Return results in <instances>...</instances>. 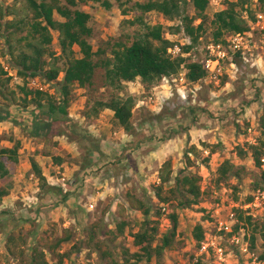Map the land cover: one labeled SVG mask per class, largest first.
Wrapping results in <instances>:
<instances>
[{"label":"rangeland","instance_id":"obj_1","mask_svg":"<svg viewBox=\"0 0 264 264\" xmlns=\"http://www.w3.org/2000/svg\"><path fill=\"white\" fill-rule=\"evenodd\" d=\"M1 1L5 7L23 4V0ZM224 1L226 8L230 2L237 0ZM112 2L114 6L111 9L100 3L83 8L92 13V43L95 50L101 46L108 47L109 42L114 44L118 40L127 41L128 37L133 40L145 30L144 25L137 21L142 15L140 11L125 16L116 0ZM189 11L191 15H195L192 5ZM216 13L213 7L207 10L210 19ZM56 17L65 20L58 14ZM12 18L7 17L5 21ZM143 18L149 25H163L166 37L175 44L185 43L184 31L174 33L172 30L181 23L180 20L170 21L156 12L146 14ZM130 21H135V24L132 25ZM213 36V30L210 28L203 37L202 47L213 39ZM54 37L51 48L55 55L59 56L61 46L57 32ZM77 50L79 51V48ZM203 53L201 48L194 49L192 56L187 58L189 61L201 59ZM48 60L54 62L52 58ZM256 62L241 64L238 74L232 78L228 76L225 83L223 80L216 83L208 79L189 83L184 87L185 96L178 91L182 88L180 83L165 84L162 80L157 85L150 86L141 78L127 82L125 94L136 99L133 135L114 124V113L110 109H105L99 118L90 119L85 116L88 104L93 102L95 97L109 100L114 93L112 89L103 86L101 74L94 91L88 92L77 87L74 102L69 108L70 117L79 130L102 142V151L93 155L92 163L85 160V145L78 142L80 136L78 138L77 132L68 129L63 123L55 124L52 130L42 137L30 135L35 108L31 106L28 110L23 109L20 104L22 93L18 86L23 85L24 81L21 78H12L10 87L17 92L20 102L14 103L0 98V109L4 110L10 105L12 112L9 121L0 123V133L4 135L1 147H14L19 141V163L28 164L32 159L42 163L48 181L56 185L57 191H44L40 180L36 176L30 177L31 172L23 180L26 181L23 184L16 179L20 168L5 179V185L14 195L0 203V264H30L35 248L44 253L50 264H58L59 254L69 251L73 253L65 259V264H103L98 253L89 249L84 242L88 237L87 230L95 222L102 224L106 231L117 233L118 237L114 243L117 245L116 253L121 261H125L128 257L125 249H129L131 253L138 251L132 235L140 231L145 220L142 211L130 208L128 195L133 194L145 199L155 205V208L162 207L163 205L154 198V187L161 183L160 171L168 159H172L174 177L184 170L201 175L202 189L206 193L198 206L189 209L175 208L179 215L177 242L172 249L165 252L163 264H197L199 261L202 264H250L249 254H243L229 236L219 232L216 223L219 211L225 217L234 204H247L256 191L255 183L262 180L264 166L258 168L250 152V145H257L264 140L261 128V119L264 116V61H258V64ZM0 63L18 74L2 37ZM59 65L65 67V60L60 59ZM63 77L64 73L60 75V79ZM42 82L51 94L59 95V85L56 82ZM39 115L47 119L49 117L46 110L39 111ZM13 119L18 123L12 122ZM180 136L184 138V142L171 150L172 154L164 150L159 156H153V152L171 138L174 141ZM206 144L220 146L216 152H212L213 148L205 146ZM193 146L198 147V154H190ZM241 149L248 151V155L241 156ZM187 155L191 157V162L188 161ZM151 156L154 158L150 160ZM55 157H62L64 160L58 163ZM207 158H210L209 164L206 162ZM226 159L236 165L241 177H231L227 182L218 184V169ZM58 189H62L63 193ZM64 194H68L67 200H64ZM249 212L255 221L264 222V203ZM169 213L170 210L165 211L159 219L160 236L173 227L168 218ZM155 215L150 216L152 220H158ZM123 220L128 225L125 234L121 235L117 224ZM199 224L205 228L204 241L210 239L224 249L225 261L220 259L215 249L207 253L201 252V246L194 236L195 228ZM64 229H72L75 232L73 242L65 243L57 251H49L46 244H50L49 241H54L57 236L63 237L66 231ZM11 236L15 237L12 249L14 253H19L16 257L8 248ZM241 236L250 244V232L247 235L249 239L246 238V232ZM75 243L81 246L80 252L73 251ZM250 250L261 260L260 257L264 253L263 239L259 238L257 250ZM262 263L264 264V261ZM153 264H156V261H153Z\"/></svg>","mask_w":264,"mask_h":264},{"label":"trees","instance_id":"obj_2","mask_svg":"<svg viewBox=\"0 0 264 264\" xmlns=\"http://www.w3.org/2000/svg\"><path fill=\"white\" fill-rule=\"evenodd\" d=\"M97 3L104 5L107 9L114 6L112 0H23L21 6L15 4L5 7L0 0V37L5 39L9 55L18 70V77L24 81L23 85L18 86L22 93L20 102L17 92L10 87L12 77L8 75L5 66L0 63V98L14 103L19 101L24 110L34 106L32 126H30L31 129L29 128L32 137L39 138L46 135L55 124L59 123L77 132L78 138L80 136L78 142L85 145V160L90 163L93 162L92 158L95 153H101L102 142L93 135L79 130L78 125L70 117L69 108L74 102L77 87L84 88L88 92L94 91L97 88L99 74H101L103 86L112 89L114 93L109 100L95 97L96 99L88 104L85 116L90 119L99 118L105 109H110L114 113V124L133 135L136 99L125 94L124 89L127 82H134L141 78L144 83L154 86L164 77L179 75L183 65H186L188 69L187 76L190 82L199 83L207 78V71L201 63L189 61V58L184 56L174 58L170 55L169 48L175 43L166 37L164 26H152L145 23L144 15L156 12L162 14L167 20H180L181 23L172 30L174 33L184 31L186 36L190 37L192 44L183 47L184 53H190L202 47L203 37L210 28L214 33L213 39L221 41L229 34L250 30V21L255 20L256 15L264 11V0L257 2L237 0L230 2L224 10L210 19L207 14L209 0H116L125 16L134 11L141 12L142 15L137 21L144 25L145 30L133 40L128 37L124 42L119 40L114 44L109 42L108 47L101 46L95 50L92 43L94 36V29L91 26L92 13L83 8ZM191 5L195 10V15L190 14ZM56 14L65 20H59ZM7 17L13 18L5 21ZM199 20L200 23L196 24ZM130 22L132 25L135 24V21ZM55 32L58 33L61 46L59 56H56L51 48ZM49 58H52L54 62L49 61ZM60 59L65 60V67L59 65ZM239 63L244 64L241 61ZM62 73L64 77L60 79ZM37 77L45 83L56 82L59 85V95L51 94L49 89L45 91L30 89L28 80ZM226 78H228L227 75L222 78L224 83ZM9 107L10 105L4 110L0 109V123L12 118ZM41 110L48 112V119L39 115ZM12 122L18 123L15 119ZM261 124L264 136V116ZM3 140L4 135L0 133V203L10 194V189L4 181L11 176L12 171L20 162L19 141L14 147H1ZM205 146L213 148L212 152H216L220 145L206 144ZM250 152L257 167L262 168L264 166V140L262 139L257 145H250ZM191 153L198 154V147L193 146ZM239 154L246 156L248 151L241 149ZM186 157L191 162V157L189 155ZM55 159L58 163L64 160L62 157H55ZM206 162L209 164L210 158H207ZM31 163L33 173L41 182V188L49 193H56L57 187L49 184L40 163L36 159H32ZM174 173L172 159H168L160 171L161 183L154 187V198L163 205L162 207L155 208V205L145 199L133 194L128 195L130 208L142 211L145 220L140 231L132 235L138 251L131 253L129 249H125V254L128 255L125 261H121L117 256V245L114 243L118 235L115 231H106L103 225L97 222L87 230L88 237L84 242L89 249L98 253L103 264H144L145 262V264H153V261H156V264H163L165 252L172 249L177 242L179 215L175 212V208L189 209L198 206L202 203L206 193L202 189L203 177L198 173L184 170L176 177ZM218 174V184L227 182L231 177H241L240 171L236 170V165L230 159H226L221 164ZM262 185H264V171L262 180L255 183V190L264 189ZM235 188L237 190V187ZM58 191L63 193L62 189ZM63 198L67 200L68 194H64ZM253 200L254 197L251 196L248 203ZM164 210H170L168 218L173 227L160 236L159 219L163 216ZM249 211L251 209L235 208L239 222L234 226L233 232L228 234L222 232V234L232 239L246 232V238L249 239L247 235L250 232L249 247L257 250L259 238L261 237L264 241V222L255 221ZM153 214H156L155 218L158 220H152L150 216ZM117 225L118 232L124 235L128 223L123 220ZM64 230L66 231L63 237L57 236L54 241H49L50 244H46L49 251H57L65 243L73 242L75 232L72 229ZM205 235L204 226L197 225L194 236L200 246L205 240ZM14 240V236L8 240V248L13 253L11 245ZM81 250L78 243L73 245L74 252ZM71 253L73 252L59 254L58 264H65V259L69 258ZM14 254L15 257L19 256L16 251ZM23 255L24 250L21 251V257ZM260 258L264 261V253ZM30 264L50 263L46 260L44 253L35 248ZM197 264H202V262L199 261Z\"/></svg>","mask_w":264,"mask_h":264},{"label":"built area","instance_id":"obj_3","mask_svg":"<svg viewBox=\"0 0 264 264\" xmlns=\"http://www.w3.org/2000/svg\"><path fill=\"white\" fill-rule=\"evenodd\" d=\"M209 1V7L215 8L217 13L225 9L224 0ZM255 1L257 2L258 0ZM199 23L200 20L196 22V24ZM250 26L251 28L248 31L229 34L221 41L211 39L201 47V51L204 52L202 58L191 61L203 65V68L207 71L206 79L219 83L226 75L232 78L238 74L241 65L239 61L245 64H255L256 61L258 64V61H264V11L259 12L256 15L255 20L250 21ZM184 40L185 43L175 44L169 48V53L174 58L178 56H192V52L184 53L183 50V47L191 45L192 41L188 36H186ZM5 70L13 79H19L18 74L12 71L9 67H5ZM187 74L188 69L186 65H183L179 75L174 77H164L163 81L165 84L180 83L182 88H179L178 91L184 95L185 85L192 83L189 81ZM28 87L36 91H45L48 89L38 77L30 78L28 80ZM253 197L254 200L251 203L241 206L234 204L225 217L221 215L220 211L217 213L216 226L219 232H225L227 234L233 232L234 226L239 222L235 212L236 207L244 210L260 207L264 203V189H257L254 192ZM231 240L243 254H249L251 260L250 264H263L259 257L251 252L249 244L244 238L241 236H234ZM211 249H215L218 252L222 261L226 260L224 249L219 245L217 246L215 241H210V239H207V241L202 243L200 250L202 253H207Z\"/></svg>","mask_w":264,"mask_h":264},{"label":"crops","instance_id":"obj_4","mask_svg":"<svg viewBox=\"0 0 264 264\" xmlns=\"http://www.w3.org/2000/svg\"><path fill=\"white\" fill-rule=\"evenodd\" d=\"M183 142H184V138L182 137V136H180V138H178L177 140H174L173 141V139L171 138L167 143H165L162 147H159L156 151H154L153 152V156H159V154L162 152V151H166V152H168V154H172L171 152V150H174V149H176V147H179V146H181L182 144H183ZM168 156H170V155H168ZM154 157H150L149 159L151 160V159H153ZM40 165H41V167L43 168V165H42V163H40ZM18 168H20V170H19V173L20 174H18L17 176H16V179H19L23 184L24 183H26V181L25 182H23V180L26 178V176H28L29 175V173L31 174L30 175V177H34V176H36L34 173H33V171H32V163H26V164H24V163H19V164H17L16 165V167H15V169L12 171V174L13 173H15L16 172V170H18ZM24 168V169H23ZM11 174V175H12ZM44 175L45 176H48L45 172H44ZM50 180V179H49ZM51 185H53V186H56V185H54V184H52L51 182H49ZM12 195H14V193L13 192H11V190H10V194L6 197V199H11V197H12ZM27 195V194H26ZM28 197H32V196H30V194L29 195H27ZM27 198V197H26Z\"/></svg>","mask_w":264,"mask_h":264}]
</instances>
